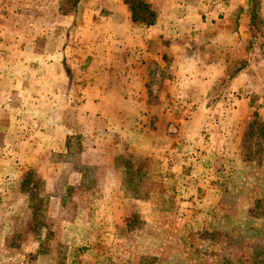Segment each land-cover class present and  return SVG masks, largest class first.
<instances>
[{"label": "rangeland", "instance_id": "obj_1", "mask_svg": "<svg viewBox=\"0 0 264 264\" xmlns=\"http://www.w3.org/2000/svg\"><path fill=\"white\" fill-rule=\"evenodd\" d=\"M130 1L132 5L137 3ZM238 1L254 16L243 34L238 35L242 48L228 65L227 76L212 82L213 94L201 100L205 111L187 112L184 103L189 98L182 96L176 113L169 115L155 107L153 115L165 121L172 115L180 121L176 159L171 160L169 142L164 146L169 152L167 159L158 157L156 146H161L157 144L161 139L154 129L150 136L134 138L137 146L117 147L115 161L111 138L105 134L108 129L103 128L104 119L89 122L91 117L85 110L65 112L67 124L76 120L81 126L97 125L95 133L99 130L100 141L95 144L89 139L92 131L88 128L87 132L67 135L56 145L51 163L67 167L53 185L54 192L46 191L47 179L38 173L42 163L30 162L29 156L38 155L45 148L43 141L38 143L40 140L33 138L36 131L48 130L40 122L42 114L38 109L49 106L53 119H58L59 99L64 101V97L53 95L48 99L42 93L36 95L32 90L35 82L29 79L31 75L59 72L64 65L55 64L53 68L54 64L35 62L44 56V51L57 54L59 48L26 47L34 38L44 37L43 32L31 31L27 26L54 27L63 16L50 14V9L86 11L88 0L2 3L0 73L25 80L0 79V88L5 91L4 139L14 142L4 145L9 151L0 158V187L5 193L0 195V264H264V18L260 16L264 13V0ZM44 4L46 14H32ZM139 16L147 17L138 12L136 17ZM81 18L86 24L92 16L84 14ZM136 22L146 24L142 20ZM99 25L98 21L94 27ZM72 30V40L79 36H84V40L80 47H72L70 42V49H66L71 84L75 75L91 73L87 69L91 63L87 62L93 48L85 45L86 39L93 36L95 46L111 41V32L86 30L81 35ZM59 34L52 28L49 36L58 39ZM100 51L105 56L111 54L108 47ZM31 52H36L35 57ZM76 57L82 65L78 73L76 64L71 62ZM75 82L82 86L85 80ZM157 82L160 81H149L155 86ZM38 84L43 90L45 83ZM25 90L32 91L23 95ZM70 98L75 107L85 97L82 94ZM189 102H193L192 98ZM38 121L40 124L35 127ZM52 125L50 131L55 132L57 127ZM167 129L172 133L171 127ZM165 135L164 132V138ZM147 140L153 143L148 144ZM13 146L17 153L12 154ZM101 156L104 161L97 166L101 177L105 169L114 167V161L123 171L121 191L105 192L103 181L98 184L101 193L92 192L97 179L96 169L90 164ZM18 189L22 193L18 194ZM108 195L111 199L102 197Z\"/></svg>", "mask_w": 264, "mask_h": 264}, {"label": "crops", "instance_id": "obj_2", "mask_svg": "<svg viewBox=\"0 0 264 264\" xmlns=\"http://www.w3.org/2000/svg\"><path fill=\"white\" fill-rule=\"evenodd\" d=\"M4 1L0 0V6L3 5ZM89 1L86 3V7L89 8L86 11L78 8H73L68 12H61L58 8L53 11L50 9V14L63 16L60 23H55L54 27L49 25L40 29L37 24L32 23L33 26H27L31 31L43 32L44 37L40 40L34 38L26 47L37 48V50L53 46L59 48L57 54L56 52L44 51V56L35 59V62L41 63L43 61L45 66L52 64L64 65L59 68V72H44L43 75L37 77L31 75L32 79H29L35 82L33 84L35 87L32 90L35 91L36 95L42 93L48 99L53 95L64 97V101L59 99L58 119H53L51 107L48 106L45 110L37 108L39 113L42 114L39 116V118H42L40 122H43V128L47 126L48 130L36 131L33 138L35 141L40 140L38 143L43 141L45 148L38 155L33 153L31 157L29 156V160L30 162L31 160H37L42 163V169L39 170L38 168V173L47 179V192H54L53 185L62 177L63 169L67 167L66 164L56 166L51 163L57 144H61L67 135L87 132L89 131L88 128L92 131L88 136L89 139L95 144L100 141L99 130L98 133H95V126L97 128V125L92 123L93 125L89 126L88 123L80 121L85 124L81 126L76 120H73V124H67L66 122L69 119H66L65 112L85 110L89 112L91 117L89 122L104 119L102 120L105 124L103 128L108 129L105 134L111 138V145H113L111 149L115 150L113 152L115 153V161L118 159L116 157V154H118L117 147L130 149L137 146V140H134V138L150 136L154 129H156L155 132H159L161 139V142H157L161 146L159 148L156 146V151L160 152V155L157 154L158 157L161 160L167 159V153L169 154V152L165 148L170 143L169 145L172 148L170 151L171 160L176 159L180 142V126L178 124L180 121L174 119L172 115L168 121L153 115L155 114V107H157L156 110L162 113L166 112L169 115L176 113L181 108L182 96L186 99L189 98L187 99L189 101L192 98L193 101L185 100L184 105L185 107L188 106L187 112L196 109L205 111L206 106L204 108V103L201 100L213 94L212 82L227 76L228 65L237 58V51L242 48V41L238 35L243 34L246 25L251 20L250 18L254 16L238 0H143L149 4V8L156 14L155 22L148 25L133 21V10L131 3L127 0ZM217 1L220 2L219 5L216 4ZM37 8L38 11L36 9L32 12L33 15L46 14L45 4L43 7ZM84 14L92 16V19L88 20L86 24L82 18L80 19ZM260 16L264 18V13L262 12ZM98 18H101V20H98ZM98 21L100 25L95 28L94 26ZM89 22L91 23L88 24ZM52 28L60 33L57 36L58 39L56 37L52 39L49 36ZM72 28L76 29V32L81 35L86 30L111 32V41L95 46L92 41L93 36L89 40L86 39L88 42L85 45L93 48V51H90L91 58L87 62L91 63L87 68L91 73L75 75L74 82L71 84L69 82L70 76L67 74L69 67L66 65L70 58H68L66 49L70 47L68 45L70 42H72V47H80L81 41L84 40V36L83 39L79 36L75 41L72 40V34L70 36V33L73 32ZM100 47H108L111 54L105 56L100 51ZM35 55L36 52L33 56L35 57ZM102 56L105 58L103 59ZM77 58H72L71 62L76 64L75 69L78 73L82 65L80 59ZM154 66L156 68L152 69ZM55 67L56 65L53 68ZM5 77L12 80L16 78V80L22 82L25 80L20 76H8L5 73H0L1 80ZM81 79L85 80L82 86L75 82V80ZM152 79L160 81L157 82V86L149 83ZM184 81H187V83ZM40 82L45 83L43 84V90L38 84ZM31 91L25 90L23 95H27ZM7 94H12V91ZM82 94L85 98H83L81 104L72 107L73 100L70 97ZM4 95L5 91L0 88L1 159L5 157L4 153L9 151L4 145L14 143L4 139L5 120L3 113L6 111L3 102ZM153 95H156L157 99H154ZM68 96L69 98L66 100ZM114 97H119V100L113 99ZM101 108H106L110 112L105 113ZM261 111L264 113V110ZM261 116L264 115L261 113ZM40 122L38 121V125H35V127L39 126ZM52 124L57 127L55 132L50 131V128L53 127ZM167 127H171L172 133L169 132ZM83 128L85 130H82ZM164 132L167 134L165 138ZM146 142L148 144L153 143L150 140ZM13 149L14 146L11 149L12 154L17 153ZM92 149L94 148H90V151ZM42 153L44 156H41ZM86 153L83 155L85 156ZM102 161H104V156L90 164L93 169H96L94 177L97 179L92 187V192L101 193L98 184L103 181L105 183H102L101 187L105 192L115 193V191H121L123 171L116 166L114 161L112 163L114 167H111V170L109 168L105 169L104 171L107 174L103 173L101 177V171L97 170V166ZM178 168L175 166L174 169L179 170ZM104 175L106 176L103 179ZM109 176L111 178L106 180V177ZM119 183L120 185H118ZM17 193L22 192L18 189ZM4 194V188L1 186V197ZM102 197L111 199V195ZM2 238L3 233L0 232V239Z\"/></svg>", "mask_w": 264, "mask_h": 264}, {"label": "trees", "instance_id": "obj_3", "mask_svg": "<svg viewBox=\"0 0 264 264\" xmlns=\"http://www.w3.org/2000/svg\"><path fill=\"white\" fill-rule=\"evenodd\" d=\"M127 2L131 3L130 0H127ZM136 5V6H135ZM137 6L138 7V11H137ZM131 7H132V10H133V14H132V19L133 21H138V20H142L144 22H146V24L150 25V24H153L155 22V17H156V14L153 10H151L149 8V4L146 3L145 1L143 0H137V3L136 4H133L131 3ZM138 12L141 14H145L147 15L148 19L146 16L145 17H141L139 16L140 18H137L136 17V14H138Z\"/></svg>", "mask_w": 264, "mask_h": 264}]
</instances>
